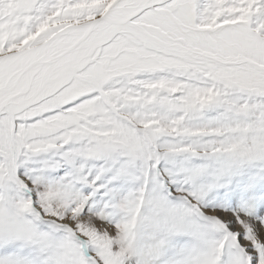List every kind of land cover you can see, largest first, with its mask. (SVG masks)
Instances as JSON below:
<instances>
[{
  "label": "rangeland",
  "instance_id": "obj_1",
  "mask_svg": "<svg viewBox=\"0 0 264 264\" xmlns=\"http://www.w3.org/2000/svg\"><path fill=\"white\" fill-rule=\"evenodd\" d=\"M115 1L143 0H0V77ZM21 93L0 112V264H264V0L102 25Z\"/></svg>",
  "mask_w": 264,
  "mask_h": 264
},
{
  "label": "water",
  "instance_id": "obj_2",
  "mask_svg": "<svg viewBox=\"0 0 264 264\" xmlns=\"http://www.w3.org/2000/svg\"><path fill=\"white\" fill-rule=\"evenodd\" d=\"M168 1L170 0H154V1L146 0L145 2L140 3L137 6V9L133 14L123 19H118L110 14V11L112 9L114 8L121 9L122 7H119V6L110 7L109 11L104 12L101 15L90 19V27L88 31L84 33L82 36H80L75 41L71 42L60 52H50L48 47H49L50 42L52 41V38H55V37L63 38L66 35L61 30L58 31L57 33H55L53 36H51L50 38H48L46 41L42 43L40 50L35 54V56L25 66H23V68L21 69V71L15 78L6 80L2 84H0V90L9 89L13 84L20 81L24 77V75L30 73L34 68L39 66L46 59H49L51 62H54V63L63 60L73 50L83 45L91 37L94 31H96L102 24L105 23L108 25H115V26H127L134 18L142 14L144 11L151 9V8L158 7L160 5H163ZM79 25L80 24H73L68 27L70 30H74Z\"/></svg>",
  "mask_w": 264,
  "mask_h": 264
},
{
  "label": "bare ground",
  "instance_id": "obj_3",
  "mask_svg": "<svg viewBox=\"0 0 264 264\" xmlns=\"http://www.w3.org/2000/svg\"><path fill=\"white\" fill-rule=\"evenodd\" d=\"M146 0H143L141 3L145 2ZM149 1H154V0H149ZM119 1H115L111 7H122L121 9H112L110 11V14L118 19H123L126 18L128 16H130L131 14H133L136 9L137 6H130V7H123L121 6L119 3ZM119 5H118V4ZM110 8H108L105 12L109 11ZM102 25H108V24H102ZM101 25V26H102ZM90 27V20L80 24L79 26H77L74 30H70L69 27L64 28L63 30H61L63 33H65V37L67 36H75L73 39L71 40H65L64 37L63 38H52V41L49 44V51L51 52V48L55 47L56 49L54 50V52H60L61 50H63L67 45H69L71 42L75 41L76 39H78L80 36H82L84 33H86L88 31ZM41 46H38L37 52L40 50ZM27 52V51H25ZM46 63H53L51 62L49 59H46L43 61V63H41L39 66H37L36 68H34L30 73L24 75V77L16 82L15 84H13L9 89L6 90H0V112H4V111H11L12 112V99L14 97H20L21 95H23V93H21V91H26L30 86H31V82H32V78L34 76V74L40 69V67ZM24 65H22L20 67L19 70H17L16 72H9L4 74L3 76L0 77V84H2L3 82H5L6 80L9 79H13L15 78L19 72L21 71V69L23 68ZM223 218L226 219V217L223 215ZM235 223H237L236 221L234 222V220L232 222H230V224L237 228V226L235 225ZM259 231L262 233L263 232V228L259 226ZM244 244L248 245L247 241L245 239L241 240Z\"/></svg>",
  "mask_w": 264,
  "mask_h": 264
}]
</instances>
